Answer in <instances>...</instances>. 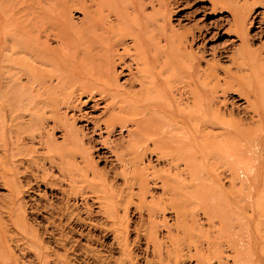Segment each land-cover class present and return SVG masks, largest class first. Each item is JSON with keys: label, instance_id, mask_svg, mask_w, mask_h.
Here are the masks:
<instances>
[{"label": "rangeland", "instance_id": "374dc122", "mask_svg": "<svg viewBox=\"0 0 264 264\" xmlns=\"http://www.w3.org/2000/svg\"><path fill=\"white\" fill-rule=\"evenodd\" d=\"M122 44L155 89L164 64L212 81L201 114L182 117L199 121L182 145L157 138L154 152L138 132L110 134L104 104L86 97L46 116L44 77L74 86L77 54L95 67ZM263 149L264 0H0V264H264ZM82 152L86 168L74 165ZM81 169L90 184H76Z\"/></svg>", "mask_w": 264, "mask_h": 264}, {"label": "bare ground", "instance_id": "6f19581e", "mask_svg": "<svg viewBox=\"0 0 264 264\" xmlns=\"http://www.w3.org/2000/svg\"><path fill=\"white\" fill-rule=\"evenodd\" d=\"M214 7H215V5H214ZM237 23H238V20H237ZM184 38H186V37H184ZM121 46L124 47L123 44ZM66 50L69 53H72V51L68 50L67 48H66ZM138 55H139V51L137 49H135V52H134L132 49H130L128 47H124L122 53H117L115 51V52H113L112 56L108 60H106V61L98 60L95 64V67H94L93 65H90L88 63V59H87V57H85V54H82L81 56H78V54H77L76 58L74 59L75 64L73 66V69L74 70L78 69L77 71H75L76 74L78 75V80L75 82L74 86L66 85L65 84L66 83L65 78H63L61 76H55V75L54 76H47L41 80L40 87H39V89L41 90V94L39 93L38 96L40 97V99L42 97L46 103L47 102L51 103L49 105L47 104V106H46L47 107L46 116L48 114H50L51 116H57V118L61 119V117H63V115H62L63 111H65V113H64L65 115H67L69 112H72V111L77 112V110H79L82 105L83 106L85 105V103L82 100H83V98L86 97V98H88V100L90 102H93L95 105L100 104V103L104 104V108H105L104 110L108 115H105V117L107 116V119L103 120L102 123H103V126L105 127V129L108 133H110V134L113 133L116 126L121 127L122 131H127L130 135L132 132H138L141 137L148 138V140L151 142V144L153 146L154 152H158L162 147V144H161L162 140L157 139V138L169 139L166 142L169 143V145L171 144L172 147L182 145L183 141H180V139L182 138L181 136L184 133L183 128L186 127V128H189V130L192 129L194 134L198 133V128H199L198 127L199 121H197L198 123L193 122L196 124V126H194L192 124V122L185 123L182 120V117L184 114H186V115L188 114L191 117H194L195 112H199V114H201V112H202L201 111V104H202L201 103V97L198 95L197 92H199L202 87H206V88L210 89L209 86L212 85V81L210 82L209 77L208 78H201L202 76L199 77L196 74H194V72H190V71H187L186 73H183V72L182 73L181 72L172 73L168 69V64H164V65H160L161 70L158 71V74H156V76H157L156 80H159V82L165 83V87L160 86V88L155 89L149 83L147 77L150 78L151 76H149V73H147L145 71L143 61L140 59V57H138ZM121 65H123L124 69H126V71L128 72V74H126L125 76L123 75L124 74L123 71L122 72L117 71L116 67L121 66ZM180 65L184 66L185 64L180 62L179 66ZM134 66L137 67V71L135 73H133V67ZM75 72L72 73L73 77H75ZM206 72H207V70H206ZM120 78H125V81L120 82L119 81ZM74 79L75 78H73L72 80H74ZM57 92H60V93L57 96V98H54L56 96L55 94ZM165 92H167L169 94V101H170L166 105L164 103ZM188 99L192 100L191 104L187 103ZM188 104H190V105H188ZM173 105L176 106L175 109H174ZM167 107L169 110H167ZM210 107L211 106H210V99H209L208 108H210ZM95 108H96V106H95ZM13 112L14 111H12V113ZM41 112H42V110H41ZM168 112H172V115ZM164 116L168 117L170 121L165 120ZM204 125L207 127L206 124H204ZM11 126H10V128H11ZM12 128H13V126H12ZM208 128L210 129V127H208ZM40 129H42V128H40ZM204 129H206V128H204ZM40 131H42V130H40ZM202 131H203V128H202ZM212 131L213 130H211L210 132H212ZM205 132L206 131L204 130V133ZM211 135H213V134H211ZM211 135H209V136H211ZM81 139H84V138H81ZM67 140H69V139H67ZM209 140H211V139H209ZM224 140L226 142H224L222 144L223 147H220V150H223L222 151L223 153L225 152V149H226L225 147H227L230 144V141L227 138H225ZM78 141H79V139H78ZM84 141H85V139H84ZM66 142H68V141H66ZM207 142H206V145H207ZM148 143H146L145 145H148ZM55 144L56 143H54V145ZM191 144H192V142L190 143V145ZM210 144H211V141H210ZM194 145H195V143L193 144V146ZM59 147H60V145H59ZM57 148H58V146H57ZM78 148H80V147H78ZM76 149H77V147H76ZM148 150L149 149L147 147L146 151H148ZM232 151H233V148L230 149V151L228 150L226 152L231 154ZM263 151H264V149H263ZM79 154L81 155L80 161H78V159H76V157H75L74 158V165L78 168L80 165H83L84 168H86L88 165L87 164V158L88 157L86 158V156L83 152L79 153ZM90 156H89V158H90ZM72 158H73V156H72ZM172 163H174V161ZM150 168H151V165H147L145 167V170H149ZM220 168H223V167L221 166ZM226 168H229L228 163H227ZM87 169H89V167ZM130 169L133 171L135 169V165L133 164L132 166H130ZM18 171H19V169H18ZM81 171H83V169H81L80 172ZM89 171L90 170H88V172ZM82 173H84V174H82ZM85 173L88 174L86 170L84 172H81L82 175L80 176V178H79V176L77 177V180H76L77 183L75 182L76 184H79V183L80 184H84V183L90 184L91 180L88 179V175H86ZM63 175H67V174H63ZM77 175H79V174L77 173ZM91 176H92V173H91ZM91 179H92V177H91ZM57 181H59V180H57ZM70 181H72V179ZM233 182L236 183L234 180H233ZM75 183H74V186H75ZM64 184H66V183H63V185ZM52 185H54V182ZM61 185H62V183H61ZM68 185H69V182H68ZM68 185L66 186V188H68ZM85 190L83 189L81 194L83 193L85 195L86 194L89 195V193H90L91 197H96V198H98L100 196L98 194V192H93V191L89 192V191H85ZM72 192H73V190H72ZM60 194H62V193H60ZM83 194L81 196H83ZM74 197H75V195H74ZM76 197L78 198V196H76ZM74 199H76V198H74ZM68 200H70V198H68ZM71 200H73V199H71ZM65 202H66V200H65ZM67 203H70V202L67 201ZM62 204H64V203H62ZM87 206L88 205L86 204V207ZM64 207H66V206H64ZM73 207H74V204H73ZM75 208L76 207H74V209H72V208H70V209H72V211H73V210H75ZM89 208H91V210L93 209L92 206H90ZM89 208H88V211L90 214L93 210L90 211ZM61 209H63V208H61ZM85 209H87V208H85ZM58 210H59V208H58ZM77 210H76V212L79 211V210L78 211ZM68 211H70V210L68 209ZM60 212H61V210H60ZM62 213H63V216H62L63 221H66L67 223H69L71 221L70 220L71 216H69V214L67 213L66 210H64V211L62 210ZM79 213H81V212L79 211ZM72 214H74V213H72ZM91 214L89 216H91ZM74 215L71 218H75ZM80 215L82 216V214H80ZM76 217H77V214H76ZM79 217L80 216L78 215L77 218L79 219ZM91 218H93V217H91ZM59 219H61V218H59ZM76 219H75V221H76ZM75 221H74V223H75ZM81 221L82 220H80V222ZM56 223H57V221H56ZM56 223L54 225H56ZM83 224H85V223H83ZM62 228H63V226H62ZM57 229H59V228L57 227ZM61 232H62V230H61ZM48 258H49V256H48Z\"/></svg>", "mask_w": 264, "mask_h": 264}]
</instances>
